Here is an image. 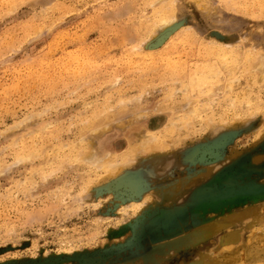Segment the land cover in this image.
<instances>
[{"label": "rangeland", "instance_id": "1", "mask_svg": "<svg viewBox=\"0 0 264 264\" xmlns=\"http://www.w3.org/2000/svg\"><path fill=\"white\" fill-rule=\"evenodd\" d=\"M215 252L264 264V0H0V264Z\"/></svg>", "mask_w": 264, "mask_h": 264}, {"label": "bare ground", "instance_id": "2", "mask_svg": "<svg viewBox=\"0 0 264 264\" xmlns=\"http://www.w3.org/2000/svg\"><path fill=\"white\" fill-rule=\"evenodd\" d=\"M163 20V19H162ZM154 33V32H153ZM260 60V59H259ZM155 69V68H154ZM204 69V68H203ZM263 76V75H261ZM186 88V87H185ZM186 90V89H185ZM195 111V110H194ZM153 135V134H152ZM143 137V135H142ZM151 137V136H150ZM155 137V136H154ZM146 138V137H144ZM153 138V137H152ZM150 139V138H149ZM148 139V140H149ZM154 139V138H153ZM152 139V140H153ZM145 140V139H143ZM147 142V140H146ZM151 142V141H150ZM140 144V143H138ZM147 143H145L146 145ZM163 144V143H162ZM167 144V143H166ZM168 145V144H167ZM144 146V145H143ZM163 147V145H162ZM136 148V147H135ZM135 151V150H134ZM135 153V152H134ZM127 158V157H126ZM24 159V158H23ZM116 163V162H115ZM187 183H185L183 186H189L190 184H192V181L195 180V178L192 179V176L191 178H187L186 179ZM179 184H173V186H171L169 189L165 190L166 192L167 191H175V190H179ZM176 186V187H175ZM177 188V189H176ZM177 192V191H176ZM168 194V193H167ZM169 195V194H168ZM250 211V210H248ZM246 209H244L243 211L240 210V212H233V213H229L227 215H224L216 220H213V221H209L208 223H205L203 225H200L194 229H192V231L189 233V234H185L183 233V235L185 234L184 237H181L175 241H171V243L169 244V248L172 249L173 246H183L184 244H187V243H191V242H196L198 241L199 239L201 238H204V237H207L209 235H212L213 233H215L216 231H218L219 229L221 228H224L228 225H230L231 222L235 221L237 218L239 217H243L245 215H249L250 213L248 212ZM246 221V220H245ZM235 232V231H234ZM229 238V235L225 237V239H228ZM261 243V242H260ZM230 245V244H229ZM227 247V246H226ZM230 247V246H229ZM157 250L160 252H162V249L161 247H157ZM156 250V251H157ZM224 255H221L220 253H217L215 252V254H207V253H203V254H200L198 259H196V263L197 264H216L215 262L216 261H222V260H225L224 259ZM226 261V260H225ZM191 262H194L191 260ZM241 262V261H240ZM218 263V262H217ZM223 263V262H222ZM190 264V262L188 263ZM221 264V263H220Z\"/></svg>", "mask_w": 264, "mask_h": 264}]
</instances>
